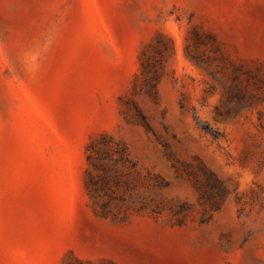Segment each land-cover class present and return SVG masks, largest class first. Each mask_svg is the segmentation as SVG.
Masks as SVG:
<instances>
[{"label":"rangeland","instance_id":"374dc122","mask_svg":"<svg viewBox=\"0 0 264 264\" xmlns=\"http://www.w3.org/2000/svg\"><path fill=\"white\" fill-rule=\"evenodd\" d=\"M0 264H264V0H0Z\"/></svg>","mask_w":264,"mask_h":264},{"label":"trees","instance_id":"16d2710c","mask_svg":"<svg viewBox=\"0 0 264 264\" xmlns=\"http://www.w3.org/2000/svg\"><path fill=\"white\" fill-rule=\"evenodd\" d=\"M203 128H205L207 131H209L211 133V129H208L207 126H203ZM214 135H215V137H218V133H215ZM88 150H90V147L88 148ZM88 157L90 158L91 156L88 155ZM205 185H206V187L201 194H202L203 198H210V196H211V184L206 183ZM199 190H202V189H199Z\"/></svg>","mask_w":264,"mask_h":264}]
</instances>
